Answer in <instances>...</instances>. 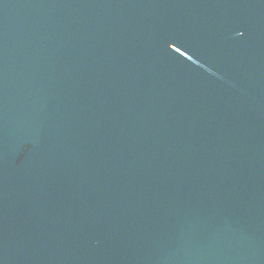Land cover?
I'll return each instance as SVG.
<instances>
[{"label": "water", "instance_id": "95a60500", "mask_svg": "<svg viewBox=\"0 0 264 264\" xmlns=\"http://www.w3.org/2000/svg\"><path fill=\"white\" fill-rule=\"evenodd\" d=\"M0 264H264V0H0Z\"/></svg>", "mask_w": 264, "mask_h": 264}]
</instances>
